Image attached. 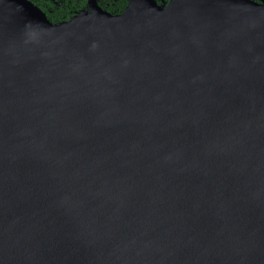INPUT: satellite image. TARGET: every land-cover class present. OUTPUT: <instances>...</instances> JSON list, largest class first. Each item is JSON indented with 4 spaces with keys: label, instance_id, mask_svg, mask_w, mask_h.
Wrapping results in <instances>:
<instances>
[{
    "label": "water",
    "instance_id": "1",
    "mask_svg": "<svg viewBox=\"0 0 264 264\" xmlns=\"http://www.w3.org/2000/svg\"><path fill=\"white\" fill-rule=\"evenodd\" d=\"M0 0V264H264V0Z\"/></svg>",
    "mask_w": 264,
    "mask_h": 264
},
{
    "label": "flooded vegetation",
    "instance_id": "2",
    "mask_svg": "<svg viewBox=\"0 0 264 264\" xmlns=\"http://www.w3.org/2000/svg\"><path fill=\"white\" fill-rule=\"evenodd\" d=\"M27 1L30 2L32 5H34L35 7H37L41 12L45 14V16L47 14H52L54 12L66 14V19L64 16H61L59 21L57 22L49 21L53 24L69 20L72 16H74L80 10L84 9L86 6V0H27ZM109 1L110 0H96L97 5L100 8L101 6L104 7L108 6ZM158 4H162V3H158Z\"/></svg>",
    "mask_w": 264,
    "mask_h": 264
},
{
    "label": "trees",
    "instance_id": "3",
    "mask_svg": "<svg viewBox=\"0 0 264 264\" xmlns=\"http://www.w3.org/2000/svg\"><path fill=\"white\" fill-rule=\"evenodd\" d=\"M157 3H166L169 0H156ZM126 2L124 0H110L108 6L104 7L101 6L102 9L108 11L111 14H118L120 13L124 6H125ZM64 16L66 19V14H62V13H52V14H47L46 17L49 21H53V22H57L59 21L60 17Z\"/></svg>",
    "mask_w": 264,
    "mask_h": 264
}]
</instances>
